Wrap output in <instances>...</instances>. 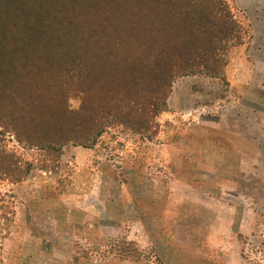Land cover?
<instances>
[{
	"label": "rangeland",
	"instance_id": "374dc122",
	"mask_svg": "<svg viewBox=\"0 0 264 264\" xmlns=\"http://www.w3.org/2000/svg\"><path fill=\"white\" fill-rule=\"evenodd\" d=\"M228 2L248 36L225 79H174L156 129L114 124L51 162L0 126L28 168L0 179V264H264V0Z\"/></svg>",
	"mask_w": 264,
	"mask_h": 264
},
{
	"label": "trees",
	"instance_id": "16d2710c",
	"mask_svg": "<svg viewBox=\"0 0 264 264\" xmlns=\"http://www.w3.org/2000/svg\"><path fill=\"white\" fill-rule=\"evenodd\" d=\"M247 36L228 0H0V126L51 162L114 124L152 131L174 79H225ZM70 85L84 94L77 110ZM25 167L0 139V179L20 181Z\"/></svg>",
	"mask_w": 264,
	"mask_h": 264
}]
</instances>
